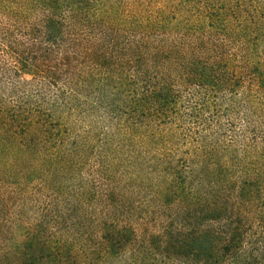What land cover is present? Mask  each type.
I'll return each mask as SVG.
<instances>
[{
	"label": "trees",
	"instance_id": "obj_1",
	"mask_svg": "<svg viewBox=\"0 0 264 264\" xmlns=\"http://www.w3.org/2000/svg\"><path fill=\"white\" fill-rule=\"evenodd\" d=\"M0 264H264V0H0Z\"/></svg>",
	"mask_w": 264,
	"mask_h": 264
},
{
	"label": "rangeland",
	"instance_id": "obj_2",
	"mask_svg": "<svg viewBox=\"0 0 264 264\" xmlns=\"http://www.w3.org/2000/svg\"><path fill=\"white\" fill-rule=\"evenodd\" d=\"M24 80H29V77H28V76H24ZM96 121H97L96 119H92L90 123H91L93 126H96V127H99V128H100L101 126H103V123H100L99 125H97V124H96Z\"/></svg>",
	"mask_w": 264,
	"mask_h": 264
}]
</instances>
